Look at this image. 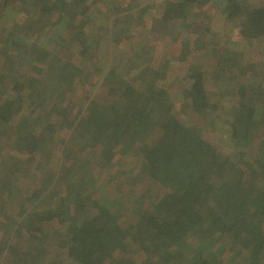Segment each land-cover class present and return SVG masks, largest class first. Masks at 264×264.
Returning <instances> with one entry per match:
<instances>
[{
    "label": "trees",
    "instance_id": "1",
    "mask_svg": "<svg viewBox=\"0 0 264 264\" xmlns=\"http://www.w3.org/2000/svg\"><path fill=\"white\" fill-rule=\"evenodd\" d=\"M20 1L22 12L10 9L8 0L0 12V74L16 83L11 90L0 79V243L7 252L16 248L17 240L31 238L36 247L48 240L38 225L37 209L41 207L39 212L44 210L49 219L57 217L53 212L62 190L75 213L80 214V201L84 208L73 244L64 252L75 264L108 260L110 264H218L223 253L227 257L220 264H264V110L244 102L247 88L239 87L231 119L217 117L211 111L220 103L207 90L208 68L190 69L191 82L184 83L190 95L187 107L212 113L211 128L221 135L214 133L217 137L212 140L197 133L186 137L187 125L168 100L170 83L164 73L168 63L152 65V58L139 47L140 56L133 52L123 62L129 66L127 72L117 63L108 71L102 72L101 65L95 68L103 75L99 82L104 88L85 112L78 108L65 113L64 123L82 113L80 131L55 141L48 129L57 124L64 109L53 101L65 99L61 85L82 71L75 62L64 64L65 59L78 44L80 57L88 54L89 46L102 48L96 35L103 33L93 29L88 38L79 18L90 5L107 0H73L71 11L66 7L72 0ZM199 1L167 3L161 20L185 18ZM227 1L223 11L229 19L244 17L239 26L244 39L264 37V6L250 9L248 2ZM156 7L160 6L153 3L147 11ZM74 28L80 31L78 39L73 37ZM111 29L107 26L105 32ZM22 37L26 48L19 45ZM76 40L78 44L71 43ZM261 66L264 72V62ZM222 68L217 64L215 72ZM16 117L25 124L14 125ZM175 149L179 151L173 156ZM35 152L50 157L45 172L55 177L60 172L56 177L60 184L57 181L54 189L30 163H18V157ZM118 153L126 159L116 163ZM135 156L137 163H132ZM113 163L119 170L109 178L104 173ZM127 176L131 177L124 181ZM150 177L157 186L140 191V197L137 190L123 191L128 183L131 187L141 181L143 187V180ZM127 206L138 207L133 209L137 217L132 222L121 221ZM149 246L152 254L144 262L131 255L133 249L144 253Z\"/></svg>",
    "mask_w": 264,
    "mask_h": 264
},
{
    "label": "rangeland",
    "instance_id": "2",
    "mask_svg": "<svg viewBox=\"0 0 264 264\" xmlns=\"http://www.w3.org/2000/svg\"><path fill=\"white\" fill-rule=\"evenodd\" d=\"M4 1L0 0V12L3 9ZM8 1L10 2V4L7 3L10 9L13 7L16 11L22 12L24 5L20 0ZM130 1L133 4H128V7L125 0H107L106 3L103 1L99 6L90 5L86 13L82 12L83 15L79 18L80 22L78 25L86 28L88 38H90V31L93 29L97 33L101 31L103 35L98 34L96 36L100 38L97 44H101L102 48L98 51L89 46L88 54L80 57L77 54V49H81V47L77 40L76 42H71L78 45L72 50L69 60L65 59L67 61L64 64L73 65L75 62L82 71L77 77H73L67 80L66 84L63 82L61 85V91L66 94L64 96L65 99L62 102L53 101L54 106L63 108L64 112L58 117L57 124L51 125L48 129L51 133L50 138H54L55 141H57L58 137L66 139L71 134L80 131L78 123L82 113L75 114L72 118L73 121L65 120L64 123L65 113L69 109H72L73 112L78 108H80L81 112H85L90 101L94 97L99 96L100 90L104 88L99 82L103 78V75L97 73L99 66H103L101 68L103 72L108 71L112 63H117L118 65L121 64V71L127 72L129 66H127V62L126 64L123 62L130 60L133 52H137L138 56H140L141 49L139 47L143 50L145 49L144 51L152 58V65L153 63L155 66L164 62L168 63V67L164 72L167 77L162 73L164 78L166 77V81L170 83V99L168 100L172 108L180 112L179 116L182 117L181 119L187 125L188 132L186 137H190L192 133H197L207 140H212V138L217 137V134L221 135L220 130L211 128V117L218 114L216 115L217 117L224 116L231 119L234 116V102L241 85L247 88L248 91L244 102L250 106L258 104V108L264 110V94H262L264 91V72L261 66L264 62V37L244 39L239 27L244 17L238 16L233 20L229 19L223 11L228 2L227 0H200L192 7L187 17L169 20L170 22L168 23L161 20L164 18L163 13L168 6L167 3H177L182 0H127V3ZM239 1L242 3L248 2L250 9L264 6V0ZM73 3L74 1L72 0L69 7H66L68 11L74 8ZM153 3L160 7H156V10L150 9L147 11V8ZM115 4L121 5L122 9L119 11ZM74 10H77V8ZM56 16L58 15L56 14ZM84 16L85 20H83ZM18 18L22 20L23 14ZM113 21L117 22V24L120 22L121 25L115 28V25L112 24ZM93 23L94 26L92 25ZM123 25L126 28H122ZM107 26L112 28L108 33L105 32ZM74 29V33L76 32L77 35H73V37L78 39V32L80 31H77L78 29L76 30V28ZM113 30L115 32L114 38ZM23 40L24 37L19 40L22 43L19 45L26 48ZM193 48H195V52H193ZM30 50H33V52L37 51L36 48H31ZM99 59L102 62L99 63ZM228 63H231V66L223 69L222 65ZM217 64L220 65L222 70L216 73ZM194 66H203L205 69L208 68L210 72H208L210 80L208 81L207 90L212 100L218 98L215 102L217 104L220 103L218 109L211 111L214 115L209 111L202 113L195 110L191 111L187 107L190 95L187 91L188 85L184 83L189 79L188 71L195 68ZM95 68H97L96 71ZM0 79L6 86L12 87L11 90L15 88L16 83L11 77L0 74ZM189 82H191V79H189ZM88 95L89 98L85 101L84 98L88 97ZM57 98L59 99L61 96L59 95ZM14 122H12L14 125L18 123L25 124L20 117H16ZM60 124L63 126H60ZM222 125L223 123H221ZM202 127L206 128V130H203ZM26 142L33 144L31 138H27ZM179 149L173 150L172 155L174 156ZM119 153L116 154L114 159L117 161L116 163L122 158L126 159ZM23 157L26 160H23ZM48 158L50 157H45L42 153L35 152V154H23L22 159L18 157L17 160L19 164L26 161V164L30 163V168L38 169L40 173H43L44 182L54 189L53 185L57 181L60 184V181L56 178L60 172L58 171L56 177L51 173L45 172L49 163L47 161L49 160ZM137 160L138 157L136 156L130 159L132 163H137ZM114 165L115 163L106 167L104 174L109 175V178L119 170ZM130 177L127 176L124 181H128L126 179ZM154 179V177L144 179L143 182L146 184L143 187L141 181L138 185L131 187L129 183L125 184L127 189L123 191L130 194L137 190L136 195L140 197L141 192H144L145 188L157 186ZM245 181H247L246 177ZM63 194L64 191L62 192V190L57 194L62 200L58 202L59 205L53 212L57 215L54 219H49L44 210L39 212L41 207L37 209L40 215L37 220V222L40 221L38 225L47 234L48 240L40 242L39 247L35 246L31 238L27 241H25L26 238L17 240L16 248L10 252H7V249L0 243V264H75L74 259L68 257L64 252L65 250L68 252L70 245L73 244L78 215L84 214V208L82 207L83 203L80 201L77 210L80 214L75 213L74 206L67 202L70 198L65 197L66 199H64ZM135 200L136 197L134 196L130 204H133ZM142 203L146 204L147 202L143 201ZM137 208V206H127V209H122L124 218L122 217L121 221L122 219L129 222L134 221L137 217V211L133 209ZM37 237L41 240L39 235ZM1 239L2 236H0ZM31 244L34 247L29 248ZM148 248L147 250L144 249V253L135 249L132 252L131 249V255L133 254L137 261L144 262L152 254L150 246ZM226 257L225 253L220 254L218 264L223 263ZM105 264H110V260Z\"/></svg>",
    "mask_w": 264,
    "mask_h": 264
}]
</instances>
